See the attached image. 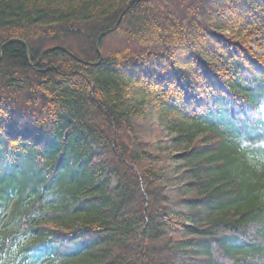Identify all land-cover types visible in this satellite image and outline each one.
<instances>
[{"label": "trees", "instance_id": "1", "mask_svg": "<svg viewBox=\"0 0 264 264\" xmlns=\"http://www.w3.org/2000/svg\"><path fill=\"white\" fill-rule=\"evenodd\" d=\"M252 42L264 0H0V264H264Z\"/></svg>", "mask_w": 264, "mask_h": 264}, {"label": "rangeland", "instance_id": "2", "mask_svg": "<svg viewBox=\"0 0 264 264\" xmlns=\"http://www.w3.org/2000/svg\"><path fill=\"white\" fill-rule=\"evenodd\" d=\"M251 45H252V47L254 48V50H255L258 54H264V51H263L262 49L258 48L254 42H252ZM262 110H263V114H264V107L262 108ZM145 127H146V126H145ZM155 134H156L158 137H160V138H168L167 134L164 133L161 129H160V131H159V130H156V131H155ZM57 198H58V194H57V193H53V195H51V196L49 197V200H51V199L58 200Z\"/></svg>", "mask_w": 264, "mask_h": 264}, {"label": "water", "instance_id": "3", "mask_svg": "<svg viewBox=\"0 0 264 264\" xmlns=\"http://www.w3.org/2000/svg\"><path fill=\"white\" fill-rule=\"evenodd\" d=\"M122 16H123V15H122ZM122 16L119 18L117 25L120 23V21H121V19H122ZM108 32H109V31H105V32H103V33L101 34V36L106 35ZM10 42H19V43L25 44L24 41H23V40H20V39H15V40L13 39V40H11ZM27 55H28V58L30 59L29 48H27ZM0 60H1V56H0Z\"/></svg>", "mask_w": 264, "mask_h": 264}, {"label": "bare ground", "instance_id": "4", "mask_svg": "<svg viewBox=\"0 0 264 264\" xmlns=\"http://www.w3.org/2000/svg\"><path fill=\"white\" fill-rule=\"evenodd\" d=\"M119 25V24H118ZM103 56V54H101ZM28 60L30 61V59L28 58Z\"/></svg>", "mask_w": 264, "mask_h": 264}]
</instances>
